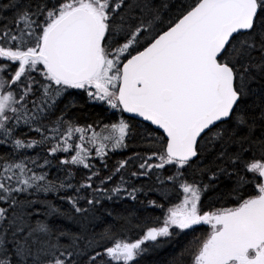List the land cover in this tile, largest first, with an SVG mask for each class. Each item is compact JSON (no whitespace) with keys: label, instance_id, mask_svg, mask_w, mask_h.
<instances>
[{"label":"snow or ice","instance_id":"1","mask_svg":"<svg viewBox=\"0 0 264 264\" xmlns=\"http://www.w3.org/2000/svg\"><path fill=\"white\" fill-rule=\"evenodd\" d=\"M188 236L169 264H264V0H0V264Z\"/></svg>","mask_w":264,"mask_h":264},{"label":"trees","instance_id":"2","mask_svg":"<svg viewBox=\"0 0 264 264\" xmlns=\"http://www.w3.org/2000/svg\"><path fill=\"white\" fill-rule=\"evenodd\" d=\"M130 154H131V150L127 153H124V155H130ZM120 158H122V156H121V154L118 153L115 156H113L112 159H113V161H115V160L120 159ZM77 178H79V175ZM150 198H155V196H152ZM49 199H52V197L50 196ZM141 199H143V197H141ZM56 203L60 204V201L57 200ZM62 207L67 208L68 205L65 203L62 205ZM139 207H140L139 204H137L135 202L128 201V200L121 202L119 205H114L111 202H106V204H105V208L114 209V215L116 212H124L125 214L128 212H135L137 209H139ZM148 214L149 213H143V212L138 213V215L141 217H143L144 215H148ZM151 215L152 216H158V215H160V212L157 210L155 212H152ZM111 219H112L111 217L106 218L105 223H110ZM62 223L66 227H73L71 221H63ZM96 230L99 231L100 228L98 227ZM204 231H205V228H201L197 234H201ZM133 235H136V234L133 233ZM190 238H191L190 236L181 237L178 242H175V243L169 244V245H165L164 247L150 251L149 254L142 261V264H169V261H171L172 258L174 256H176L177 253L179 252V245L183 244L185 241H187Z\"/></svg>","mask_w":264,"mask_h":264}]
</instances>
